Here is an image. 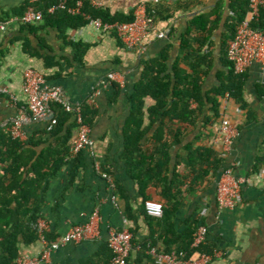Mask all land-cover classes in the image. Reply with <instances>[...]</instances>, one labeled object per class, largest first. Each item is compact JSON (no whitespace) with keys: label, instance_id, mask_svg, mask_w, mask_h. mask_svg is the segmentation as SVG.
<instances>
[{"label":"crops","instance_id":"1","mask_svg":"<svg viewBox=\"0 0 264 264\" xmlns=\"http://www.w3.org/2000/svg\"><path fill=\"white\" fill-rule=\"evenodd\" d=\"M28 2L33 0H0V19L8 23V30L0 34V86L10 92L0 95V131L12 132L16 121L29 114L24 93L28 69L42 73L50 87H60L65 99L75 108L90 102L98 110L97 121L91 128V137L96 144L95 156L85 152L86 167L78 170L75 177L72 168H64L47 185L42 198V220L48 224L49 233L58 239L73 227L88 223L95 212L100 213L101 239L62 246L53 253L50 262L82 264L96 257L108 241L111 229L127 228L137 242H145L159 230L158 220L152 217L149 220L139 216L137 224L128 220L127 202L116 197L95 164L99 161L102 167L107 166L115 183L128 192L129 205L136 214L139 213L143 199L123 160L126 124L132 113L130 97L143 75L144 62L158 56L172 42L176 45L174 61L179 53L178 38L187 29L189 20L200 11L212 8L217 0H91L92 4H99L114 14H129L143 3L174 6L181 2L183 6L190 5L192 11L179 10L169 21H156L155 30L141 48L127 47L116 34H103L91 25L69 31L71 40L91 45L83 62L76 60L74 49L60 37L56 28L44 26V20L34 25L35 30L24 28L25 25L16 21L17 14ZM31 53H40L60 65L48 67L44 58L33 57ZM222 69L217 59L216 67L205 81V91L218 85L217 74ZM246 74L244 97L247 108H242L229 95L222 100L221 115L231 121L237 136L231 151L225 155L220 175L209 177L192 193L186 194L173 219L177 235L183 234L193 221H203L209 230L207 245L219 252L212 264H264V69L254 64ZM118 86L120 94L117 96ZM221 119L209 132L210 136L204 137L198 145L212 146L223 152L224 145L219 137ZM48 122L25 123L20 140L28 143L47 128ZM198 135L199 129L191 130L184 144L172 150L173 167L182 155V148ZM227 170H233L235 177L244 181L243 201L235 210L221 209L217 202V185ZM147 195L149 200L165 203L154 188L149 189ZM165 240L159 245L163 252L177 248L169 240L165 245ZM42 251L43 244L37 242L24 247L23 256L38 257Z\"/></svg>","mask_w":264,"mask_h":264},{"label":"trees","instance_id":"2","mask_svg":"<svg viewBox=\"0 0 264 264\" xmlns=\"http://www.w3.org/2000/svg\"><path fill=\"white\" fill-rule=\"evenodd\" d=\"M62 1H66L69 7L83 1L82 13L105 24L131 23L136 18V11L114 14L108 9L95 7L91 0L26 3L17 15L22 17L29 7L42 12L44 26L59 31L60 37L74 49L79 62H83L91 45L71 40L68 32L85 28L90 22L84 15H71L67 10H58L54 14L49 12ZM250 5L251 0H217L212 8L200 11L189 20L187 29L178 38L179 53L174 61L176 45L172 42L158 56L144 62L143 75L130 97L132 113L126 124L123 154L128 174L137 183L143 199L140 212L136 214L129 205L128 192L122 185L115 183L114 191L117 198L127 202L128 220L137 224L139 216L152 220L145 203L149 201L148 190L154 188L165 202L164 217L157 219L159 230L153 232L150 239L137 242L133 238L129 264H157L150 253L154 248L166 254L185 252L188 257L196 252L213 254L216 250L208 243L200 249L193 248L195 234L203 224L201 219L193 221L179 235L176 234L173 219L186 194L192 193L209 177L217 178L224 167L225 155L222 151L198 145L204 137L210 136L209 132L222 118V100L229 95L242 108L248 106L244 97L247 74H236L229 59V49L239 27L250 14ZM179 10L192 11L190 5L183 6L181 2L174 6L147 4V12L155 22L169 21ZM34 25H25L24 28L35 30ZM255 27L264 31V11ZM174 33H171L172 38ZM31 55L44 58L48 67L60 65L40 53ZM217 59L223 68L217 74L219 83L205 91V81L216 67ZM119 89L118 86L117 96ZM77 109L71 113L62 104L53 103L57 125L50 131L51 123L48 122L47 128L28 143L14 138L11 131H0V264H17L23 257L24 247L41 242L38 225L43 219V194L50 181L64 168H72L75 177L78 170L86 167V151L74 158L71 156L80 128L77 115L80 109L85 124L92 128L99 112L90 102ZM194 129H199L200 135L182 148V155L173 167L172 150L184 144L189 132ZM102 168L112 177L107 166ZM47 239L51 242L58 240L50 233ZM164 239L177 248L163 252L159 245ZM166 240L165 245L169 243ZM113 258L114 251L107 241L96 257L82 264H112Z\"/></svg>","mask_w":264,"mask_h":264},{"label":"built area","instance_id":"3","mask_svg":"<svg viewBox=\"0 0 264 264\" xmlns=\"http://www.w3.org/2000/svg\"><path fill=\"white\" fill-rule=\"evenodd\" d=\"M40 0H33L36 3ZM83 1L77 6L69 7L66 1L53 6L49 12L54 14L58 10H67L71 15H84L97 31L103 34H116L117 37L130 48H141L147 37L155 30L156 22L147 12V5L143 3L135 12V20L131 23L105 24L102 20L93 19L91 16L82 13ZM94 5V4H93ZM95 7L100 8L99 4ZM264 11V0H251L250 14L246 21L239 27L235 40L229 49V59L233 63L236 74L245 75L250 67L259 64L264 69V31L255 27L260 22ZM44 20L42 12H38L34 7H29L27 12L16 21L23 25H34ZM8 30V23L0 19V34ZM164 37V35H161ZM46 77L35 69H28L25 72L24 93L28 99L29 114L24 115L16 121L12 135L14 138L21 137V129L25 123L32 121H44L53 116L49 121V130L57 125L58 120L52 111L53 103L62 104L68 112H76L78 109L70 104L64 97L60 87H50ZM10 94L9 89L0 86V95ZM1 107V104H0ZM77 121L80 125L77 136L72 146L71 156L74 158L83 151H88L95 156L96 144L91 137L92 129L84 122V118L79 109ZM237 136V130L231 121L222 117L219 126V137L223 142V153L226 155L233 147ZM98 173L105 178L112 189H115V181L107 173L103 172L101 163L95 164ZM244 181L235 177L233 170H227L222 175L217 185V202L221 209L235 210L241 205L242 188ZM148 215L155 219L164 217V205L157 200H149L145 203ZM38 231L43 244V251L38 257H21L17 264H50L52 255L62 246L72 242L84 240H99L102 236V217L99 212H95L90 221L84 225L73 227L71 231L60 239L51 242L47 239L49 233L48 224L41 220ZM209 230L205 225H200L194 238L193 248L200 249L207 244ZM133 235L129 229L122 231L111 229L108 242L114 251L112 264H129V258L133 249ZM157 264H212L214 258L219 256V252L206 254L196 252L188 257L185 252L174 251L170 254L159 253L156 248L151 250Z\"/></svg>","mask_w":264,"mask_h":264},{"label":"water","instance_id":"4","mask_svg":"<svg viewBox=\"0 0 264 264\" xmlns=\"http://www.w3.org/2000/svg\"><path fill=\"white\" fill-rule=\"evenodd\" d=\"M52 118H53V116L49 117L47 120H48V121H51V120H52Z\"/></svg>","mask_w":264,"mask_h":264}]
</instances>
